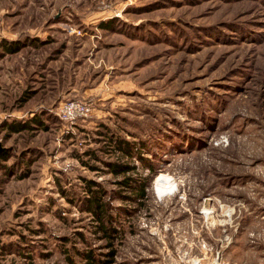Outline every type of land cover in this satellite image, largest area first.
Instances as JSON below:
<instances>
[{
  "label": "rangeland",
  "instance_id": "rangeland-1",
  "mask_svg": "<svg viewBox=\"0 0 264 264\" xmlns=\"http://www.w3.org/2000/svg\"><path fill=\"white\" fill-rule=\"evenodd\" d=\"M71 99L89 113L64 119ZM3 150L0 264H83L90 249L100 264L112 250L109 264H264V0H0ZM118 159L149 181L144 201L123 197ZM160 175L176 187L159 194ZM90 180L113 247L81 210Z\"/></svg>",
  "mask_w": 264,
  "mask_h": 264
},
{
  "label": "trees",
  "instance_id": "trees-1",
  "mask_svg": "<svg viewBox=\"0 0 264 264\" xmlns=\"http://www.w3.org/2000/svg\"><path fill=\"white\" fill-rule=\"evenodd\" d=\"M111 24L110 21L104 23H100V26L103 28H107ZM6 49L8 52H16L18 51V47L16 48L15 44H6ZM72 100V99H71ZM81 100V99H74ZM69 101V100H65ZM42 124V120L40 116L35 115L27 120H16V121H7L3 125V129H7L11 133H21L27 130H32L36 126H40ZM111 148L115 152L121 153L122 157H130L132 156V152L134 146H132V142L128 141L125 138H112V142L110 143ZM137 147V146H136ZM8 154L7 150L0 151V161L7 160ZM121 158V159H123ZM117 160L114 162H109L108 166L110 172L116 176H124L122 180H119L117 183L120 185H124L130 189V193L132 196H123L130 199L133 197L135 201L138 199L145 200L148 194L149 181L145 178L139 179L135 178L129 173L133 171L135 166H131L123 160ZM2 166V162H0V167ZM148 168L154 170L153 164L148 165ZM155 171V170H154ZM95 185H98L97 182L90 180L86 183V188L88 191L87 196H85L84 200L81 201V210L90 213L95 221L97 222V226L95 227V233H101L102 239L108 241V247H113L114 240L119 234V226L117 222H115V218L110 211L109 203L105 201L106 193L104 190L99 187L93 188ZM63 191V190H62ZM64 192V191H63ZM130 197V198H129ZM132 199V198H131ZM81 258L84 261L83 264H100V258L95 254L93 249L87 251L80 252ZM106 256L109 259L103 261L104 264H109L115 256L114 250L108 252ZM72 260L71 258H69ZM102 263V264H103Z\"/></svg>",
  "mask_w": 264,
  "mask_h": 264
},
{
  "label": "built area",
  "instance_id": "built-area-1",
  "mask_svg": "<svg viewBox=\"0 0 264 264\" xmlns=\"http://www.w3.org/2000/svg\"><path fill=\"white\" fill-rule=\"evenodd\" d=\"M89 111V105L82 100L64 101L61 105V115L67 120H73L78 116L87 115Z\"/></svg>",
  "mask_w": 264,
  "mask_h": 264
},
{
  "label": "bare ground",
  "instance_id": "bare-ground-1",
  "mask_svg": "<svg viewBox=\"0 0 264 264\" xmlns=\"http://www.w3.org/2000/svg\"><path fill=\"white\" fill-rule=\"evenodd\" d=\"M156 186L159 194L165 193L168 189L171 191L176 187L175 183L172 182V178L166 175H160V177H158Z\"/></svg>",
  "mask_w": 264,
  "mask_h": 264
}]
</instances>
